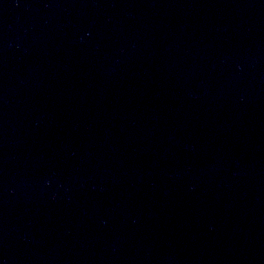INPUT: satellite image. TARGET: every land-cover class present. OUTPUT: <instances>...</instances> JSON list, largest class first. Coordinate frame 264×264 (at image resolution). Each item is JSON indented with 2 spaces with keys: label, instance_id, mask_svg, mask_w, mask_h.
<instances>
[{
  "label": "water",
  "instance_id": "95a60500",
  "mask_svg": "<svg viewBox=\"0 0 264 264\" xmlns=\"http://www.w3.org/2000/svg\"><path fill=\"white\" fill-rule=\"evenodd\" d=\"M0 264H264V0H0Z\"/></svg>",
  "mask_w": 264,
  "mask_h": 264
}]
</instances>
